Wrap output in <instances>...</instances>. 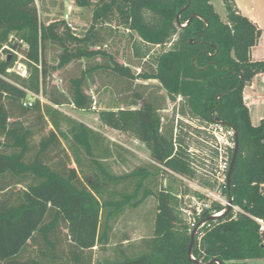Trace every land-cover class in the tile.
<instances>
[{
  "label": "trees",
  "instance_id": "16d2710c",
  "mask_svg": "<svg viewBox=\"0 0 264 264\" xmlns=\"http://www.w3.org/2000/svg\"><path fill=\"white\" fill-rule=\"evenodd\" d=\"M222 1L225 19L212 0H73L79 8H91L92 22L71 30L63 19L64 0H0V51L5 53L0 55V264H93V247L114 240L125 209L148 197L156 201L151 235L141 239L137 251L97 264L264 260V238L254 220L264 219L258 188L264 183V119L251 123L242 95L254 75L264 72V60L250 57L261 30L233 0ZM51 8L60 9V18L49 16ZM110 22L134 38L138 73L100 48L99 27ZM50 46L59 49L55 65L47 62ZM148 46L161 48L150 60L145 59ZM18 56L30 68L28 77L12 71ZM75 60H85L86 66L66 90L50 84L55 70ZM96 71L130 81L157 80L166 97H181V114L205 122L219 119L234 129L238 148L229 189L222 193L242 211L211 218L223 206L212 202L203 209L195 217L206 222L201 237H194V259L188 255L192 228L181 198L170 185L158 186L161 174L195 176L182 132L162 126L161 105L136 93L123 107L98 111L103 125L133 134L149 151L150 162L120 175L107 163L113 152L103 144L104 136L58 109L63 104L90 109L84 82ZM31 96L32 105H23Z\"/></svg>",
  "mask_w": 264,
  "mask_h": 264
},
{
  "label": "rangeland",
  "instance_id": "374dc122",
  "mask_svg": "<svg viewBox=\"0 0 264 264\" xmlns=\"http://www.w3.org/2000/svg\"><path fill=\"white\" fill-rule=\"evenodd\" d=\"M66 4L65 12L69 13L70 21L77 25L78 28H87L91 24V8H79L75 6L73 0H64ZM212 4L219 15L225 19L226 11L222 0H212ZM60 9L51 8L50 17H59ZM62 12V11H61ZM43 18V15H41ZM60 18V17H59ZM100 32V48L105 50L110 56L115 58L119 63L130 64L132 71L138 73L140 68L136 65L139 62L138 58L134 55L133 42L129 33L123 27H116L114 22L102 24L99 27ZM136 41L138 37L135 36ZM141 50H145L146 46L140 43ZM149 56L145 59L150 60L153 56L161 51L159 46H148ZM59 49L55 47H48L46 51L47 62L50 65L56 64V57ZM4 57L5 53H1ZM98 57L96 61H99ZM144 60V59H143ZM141 60V61H143ZM17 62L22 64L20 57H17ZM16 64V63H15ZM27 70V76H29L30 68L24 64ZM85 60H75L68 63L64 68L55 70L48 78L50 84L57 86L62 90H66V86L69 84V79L80 75L81 71L85 68ZM13 71V70H12ZM85 93L88 94L92 100V106L90 109H79L72 104H63L58 109L69 116L70 118L82 122L93 130L101 133L105 141L103 144H109L113 155L109 157L107 163L113 173L120 175L132 171L137 166H141L150 162L149 151L147 147L140 142L131 133L121 132L111 129L103 125L98 119V111L102 109H117L123 107L124 104L135 99V94H141L142 98L151 97L161 105L159 114L161 116L162 126H172L173 133L179 131L182 132L185 143L188 147H193L202 152V155L194 152L192 158L193 163L197 166L195 170V176L193 178H180L178 176H171L165 178L163 174L158 177L159 184L170 185L174 191L178 193V197L181 198V206L184 217L188 221L193 216V208L197 206L195 201L198 200L195 193L200 192L198 186L213 188L211 181L212 176L210 172H213L215 167L213 160L206 154H209V148L203 140L207 139V134L202 132L199 127L206 126L205 121H201L195 116L190 114L180 113L181 97H176L175 100H171L166 97L165 90L160 86L157 80H143L135 79L134 81L124 80L117 77L107 71H96L92 73L91 78L87 77L84 82ZM42 102H45L42 96H39ZM166 97V98H165ZM32 96L30 100H32ZM142 100V99H141ZM141 100H137V103H141ZM138 105H132L131 107H137ZM63 146L68 150V143L63 140ZM210 155V154H209ZM120 187V184L118 185ZM187 190L186 195H182L181 191ZM194 197V198H193ZM210 203V199L206 197V200ZM156 201L154 197H148L144 202L134 208H126L121 215L120 220L117 222L113 229L114 240L117 241L122 231L129 233L130 244H135L141 240V238L151 235L152 225L154 221V208ZM248 264H264L263 259H250Z\"/></svg>",
  "mask_w": 264,
  "mask_h": 264
},
{
  "label": "built area",
  "instance_id": "2783aa9c",
  "mask_svg": "<svg viewBox=\"0 0 264 264\" xmlns=\"http://www.w3.org/2000/svg\"><path fill=\"white\" fill-rule=\"evenodd\" d=\"M63 19L65 20L66 25L71 30L76 29V25L73 24L69 19L68 12L64 13ZM3 48L9 49V47L7 46H4ZM0 55H1V51H0ZM1 57L3 56L1 55ZM12 70H14L22 77L27 76L26 67L24 66V64L20 62H16ZM23 105L31 106L32 100L30 99L25 100L23 102ZM206 124H207L206 126H200L199 129L205 134H207L206 137L208 140H203V141L207 144L210 155L209 154L206 155L209 156L211 160H213V164L215 167L213 168V172H210V175L212 176L211 181L213 183V188L198 186V189L200 191L198 193L202 194L204 196V199H199L196 196L198 198V200L195 199L197 206L193 208L194 210L193 216L190 217L188 220L190 227L192 229L196 228V234L198 235V239L203 234L202 231H200V229L206 221H200L197 223L195 217L199 216L203 209L211 208L212 202H218L223 206L222 210L218 212L213 211L212 216H216L220 214L227 205H230V210L232 211L233 215L242 211L240 207L233 202V198L231 196H227L222 193V189L226 187L227 172L234 151L235 131L232 127L215 122V120L206 122ZM187 151L191 158V166L195 171L197 166L192 161L194 152L198 153L199 155H202V152H200L198 149L193 147H188ZM258 188L260 194L264 196V183H260ZM206 197L210 199V203H208V200L205 201ZM229 199H231V203H229ZM254 220L258 223L259 233L264 238V219L254 217Z\"/></svg>",
  "mask_w": 264,
  "mask_h": 264
},
{
  "label": "crops",
  "instance_id": "0c3cea01",
  "mask_svg": "<svg viewBox=\"0 0 264 264\" xmlns=\"http://www.w3.org/2000/svg\"><path fill=\"white\" fill-rule=\"evenodd\" d=\"M233 1L238 10L260 28L261 35L257 43L250 50V57L252 60H264V0ZM242 95L251 123L257 125L261 119H264V72L254 75L250 82L244 86ZM130 239L129 233L127 235L125 231H122L117 241L111 238L103 248L97 245L94 246L93 264H97L98 259L100 261H114L123 254H131L141 248L139 247L141 240L135 244H130Z\"/></svg>",
  "mask_w": 264,
  "mask_h": 264
},
{
  "label": "water",
  "instance_id": "95a60500",
  "mask_svg": "<svg viewBox=\"0 0 264 264\" xmlns=\"http://www.w3.org/2000/svg\"><path fill=\"white\" fill-rule=\"evenodd\" d=\"M215 122H218V123H221V124L225 125L224 122H222L219 119H215ZM237 148H238V144H237V138H236V134H235V146H234V151H233V154H232V157H231V160H230V166H229V169H228V172H227V179H226V186H227L228 189H229V185H230V176H231V173H232V169H233V165H234V160H235ZM229 203H231V199H229ZM229 211H230V205H227L220 214H218L216 216H211V218H214V217L218 218V217H220L222 215H226ZM195 235H196V228H193L191 230V232H190V242H189V246H188V255H189V257L191 259H194L192 254H191V249H192V246H193Z\"/></svg>",
  "mask_w": 264,
  "mask_h": 264
}]
</instances>
